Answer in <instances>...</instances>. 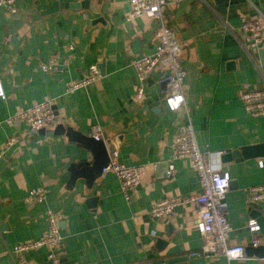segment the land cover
<instances>
[{
	"label": "crops",
	"instance_id": "crops-1",
	"mask_svg": "<svg viewBox=\"0 0 264 264\" xmlns=\"http://www.w3.org/2000/svg\"><path fill=\"white\" fill-rule=\"evenodd\" d=\"M59 1L85 7L50 14L43 13L50 0H15V12L0 7V86L5 94L0 97V157L7 160L0 170V264H52L45 246L21 255L11 251L47 230V210L61 215L57 257L69 264H264L258 252L245 251L264 247V230L247 227L249 219H258L255 211L264 216V201L251 204L246 192L264 184V157L223 162L216 155L264 142V117L249 115L239 98L244 90L264 86V31L262 43L246 50L240 30L246 19H264V0H166L162 7L164 23L180 44L182 90L197 141L212 153L216 170L229 178L227 243L244 247L238 259L190 256L203 245L193 202L160 217L150 212L160 199L200 192L189 160L170 158L185 112L164 106L165 91L157 83L160 65L148 75L143 99L134 98L137 76L130 60L155 51L159 19L142 15L127 20L129 0ZM50 57L56 66L44 72L40 64ZM99 62L104 72L98 80L65 92L67 81L84 77L89 65ZM47 100L57 124L86 135L98 125L103 139L118 138L119 162L145 167L128 199L111 171H102L90 187L82 178L70 182V165L82 157L92 160L76 141L47 135L49 129L32 131L21 121L5 122ZM33 187L45 190L44 199L27 203L24 198ZM253 239L256 246H251ZM176 257L182 258L170 262Z\"/></svg>",
	"mask_w": 264,
	"mask_h": 264
},
{
	"label": "built area",
	"instance_id": "built-area-1",
	"mask_svg": "<svg viewBox=\"0 0 264 264\" xmlns=\"http://www.w3.org/2000/svg\"><path fill=\"white\" fill-rule=\"evenodd\" d=\"M166 0H129V10L126 19L131 20L138 16L157 17L160 21L155 31V51L147 56L133 57L130 65L134 68L137 76L134 98L137 101L143 99L145 83L150 72L160 65L163 73L157 78V83L165 91L163 103L166 109L174 112L180 108L184 109L185 119L179 126L177 135L170 144L171 160L186 158L195 170L200 184V192L185 197H167L153 203L151 214L155 217L173 213L174 208L185 202H193L196 206L197 222L196 228L203 238V245L199 251L190 253L193 257H213L224 255L228 259H238L243 256V246H232L227 243L230 225L226 217L225 193L229 187V178L224 173H219L211 162L212 153L199 145L195 130L191 123L189 110L185 103L182 90L184 71L181 67L180 44L173 30L164 23L162 7ZM0 7L9 12H15V0H0ZM244 35L241 43L246 50L258 47L263 41L264 19L251 18L244 20L240 25ZM56 66L55 57L40 64L44 72L52 71ZM101 77L97 64L89 65L86 74L80 79H70L65 83V92L87 86ZM0 97L5 98L4 91L0 86ZM179 98L177 107H172V101ZM245 111L253 117H264V86L256 89L244 90L239 96ZM16 121L24 122L32 131L51 129L57 124V119L51 101H42L17 111L5 122L11 124ZM89 136L95 140L103 139L101 128L92 125ZM13 138L7 140L10 144ZM223 152L216 153L217 156ZM262 165V163H260ZM173 165L168 166V175L173 171ZM103 172L114 173L125 199L129 198V192L139 185L146 170L143 165H125L117 160L116 151L109 155L108 164L103 167ZM247 202L259 204L264 201V184L251 185L246 189ZM45 190L42 187L31 188L25 196V202L41 201L44 199ZM48 228L37 239L24 241L14 245L11 249L13 254L21 255L29 249L45 246L49 249L48 258L52 264H60L56 248L61 242L59 232V220L61 215L47 210L45 213ZM250 232H258L260 226L255 218L247 221ZM257 239L251 241V246H256ZM264 262V257L262 258Z\"/></svg>",
	"mask_w": 264,
	"mask_h": 264
},
{
	"label": "water",
	"instance_id": "water-1",
	"mask_svg": "<svg viewBox=\"0 0 264 264\" xmlns=\"http://www.w3.org/2000/svg\"><path fill=\"white\" fill-rule=\"evenodd\" d=\"M51 3L47 9L43 11L44 14H50L53 12H56L60 8H72V9H78L85 7L84 3L73 1V2H62L59 0H50ZM220 4H222V0H218ZM84 2V1H83ZM98 69L100 70V74L103 75V65L102 63L97 64ZM52 134H64L69 139H72L79 143L82 148L89 151L92 160L90 161L86 157H82L78 159L75 163L71 164L69 167V171L71 173L70 175V182H74L75 180L82 178L85 180V183L88 187L91 186V184L100 177L102 174V169L105 167L109 162V155L116 151V148L119 145L118 138H112V139H100L95 140L93 137L83 134L80 131H77L71 127H66L63 124L59 123L57 124L54 129H49L47 132V135ZM264 157V142L257 143L254 145H248L240 147L239 149L232 150L227 153H223L220 155V159L223 162H229L233 159L239 158V157ZM7 164V160L3 157H0V170H2ZM258 219L257 222L260 226V230H264V216L261 214V212L255 211ZM253 250L255 252H258L261 257H264V247L263 246H257V247H247L245 248V251L247 250ZM56 254L59 253V250L55 251ZM182 257H176L170 259L172 261H178L181 260ZM60 264H69L68 261L63 260L61 257L59 258Z\"/></svg>",
	"mask_w": 264,
	"mask_h": 264
},
{
	"label": "clouds",
	"instance_id": "clouds-1",
	"mask_svg": "<svg viewBox=\"0 0 264 264\" xmlns=\"http://www.w3.org/2000/svg\"><path fill=\"white\" fill-rule=\"evenodd\" d=\"M171 103H172V107L173 108L177 107L178 104H179V98H177L176 100L172 101Z\"/></svg>",
	"mask_w": 264,
	"mask_h": 264
}]
</instances>
